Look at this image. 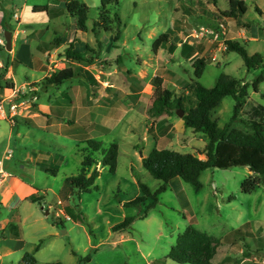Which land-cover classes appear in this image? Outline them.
<instances>
[{
    "label": "rangeland",
    "instance_id": "1",
    "mask_svg": "<svg viewBox=\"0 0 264 264\" xmlns=\"http://www.w3.org/2000/svg\"><path fill=\"white\" fill-rule=\"evenodd\" d=\"M79 1L89 7L84 25L59 0H0L6 31L26 32V39L24 34L19 36L17 49L24 42L29 45L26 52L35 68L26 67L24 54L17 49L14 62L6 43L0 46V103L7 112L6 118L0 116V161L5 171L44 192L41 204L23 206L27 216L23 246L14 249L11 240L2 242V253L11 254L1 263L22 264L29 253L37 264H178L167 257L179 236L193 225L212 237H224L220 245L232 244L230 249L237 255L234 263L264 264V185L251 194L242 191L248 168L208 169L200 177L201 188L175 178L147 218L141 215L152 200L140 207L126 206L143 195L139 182L152 191L163 186L142 161L155 148L206 158L204 134L186 129L177 111L160 116L153 111L156 76L163 78L166 89L182 97L193 80L213 88L222 75H230L250 84L251 101L264 105V85L261 94L252 88L264 66L248 71L243 59L223 46L228 40L243 44L252 37L251 43L243 45L250 55L260 53L264 59V42H254L253 37V31L255 35L264 31V0H244L248 10L240 18L242 23L226 20L227 36L218 41L198 32L202 27L218 28L219 10L229 9L228 0H119L108 17L118 15L120 22L112 24V31L98 33L93 28L103 11L102 0ZM44 5L50 7L48 12L33 13L34 6ZM162 35L176 45L174 51L165 44L154 52L153 44ZM0 37L5 39L3 31ZM56 40L54 49L42 45ZM185 44L197 49L194 59L184 54ZM71 46L84 60L67 56ZM196 59L206 61L200 79L195 77ZM69 67L80 69L79 75L61 86H44L51 73ZM85 72L96 84L90 85ZM13 104L18 105L15 118L9 112ZM234 107V98L226 97L213 111L214 120L220 127L246 129L242 121L232 122ZM45 115L54 118L47 130L40 125ZM87 140L119 145L116 172L99 165L101 174L91 191L68 190V179L82 168ZM8 153L11 157L6 161ZM39 154L55 176L36 167L37 161H25ZM30 166L36 169L33 175L27 170ZM60 212L64 215L58 217ZM8 215L7 205L1 207L0 223ZM129 217L137 218L129 228L113 230ZM9 230L15 233L16 229L10 226ZM219 255L222 259L225 251ZM87 256L89 262L84 261Z\"/></svg>",
    "mask_w": 264,
    "mask_h": 264
},
{
    "label": "trees",
    "instance_id": "2",
    "mask_svg": "<svg viewBox=\"0 0 264 264\" xmlns=\"http://www.w3.org/2000/svg\"><path fill=\"white\" fill-rule=\"evenodd\" d=\"M65 4L66 11L73 17L78 18L81 24H85L88 20L89 7L79 0H59ZM215 2L218 0H214ZM229 9L226 11L219 10L221 16L217 19L224 23L227 19H235L239 24L240 20L247 13V6L244 0H228ZM119 4V0H102V9L100 20L94 22L93 32L104 29L106 32L112 31V24L120 22L118 15L114 19H110V7ZM49 7L35 6L34 13L48 12ZM83 30H86L84 28ZM120 34V31L118 30ZM119 35L116 36V40ZM59 41L48 44H42L44 47L54 49L58 46ZM165 44H169L170 50L174 51L176 45L170 42L168 35H162L153 44V50L157 53ZM184 54L189 59H194L197 49L185 44ZM226 47L229 53L238 54L244 61L248 71L262 70L264 59L260 53L250 55L245 45L239 41L228 40ZM67 56L76 60H84L82 54L74 52L73 46L68 49ZM196 70L195 77L200 79L206 67L204 59H196L193 61ZM80 69L66 68L58 72L51 73L50 77L44 81V86H61L65 82L73 80L78 76ZM82 74V73H81ZM83 76L90 83L96 84L95 78L85 72ZM264 83V72L261 71L252 82V88L255 93H260V87ZM154 92V109L157 116L166 112H176L182 110L185 115L182 118L186 129H192L196 133L204 134L208 141L205 146V159L191 153H181L170 149L155 148L150 154L143 158V165L156 180L162 181L164 184L158 190L152 191L147 185L139 182V186L143 195L135 200L126 203V206L146 205L147 201L152 202L147 205V209L141 218H147L150 212L159 203V196L166 192L167 184L175 178H181L186 183L192 184L196 188H201L202 183L200 177L202 173L208 169L228 170L236 167L248 168L251 175L245 179L242 184V191L245 194H251L260 186L264 185V105L252 102L249 97L250 84L240 81L230 75H222L216 86L207 88L193 80L187 87L185 96H176L172 91L164 87V80L160 76L153 79ZM226 97H233L235 107L233 109L232 122L240 120L244 123L246 129L230 128V125L220 127L213 118V111L220 106ZM86 148L82 154L80 173L68 179L70 189H78L83 192L91 191L100 177V171L97 169L99 165L108 168L112 173L116 172L119 145L110 143L105 145L94 140L84 142ZM51 172L54 176L55 173ZM44 197L38 193L32 195L29 200L33 203L43 201ZM70 208L67 209L68 215ZM136 217L125 218L119 225L113 228L114 231H123L129 228L135 221ZM13 228L18 230L15 235L20 237L19 228L12 224ZM221 244V240L208 235L195 228L189 226L187 230L179 236L177 245L172 249L168 259L179 264H211L217 252V246ZM40 247V245H39ZM37 247V248H39ZM90 256L84 261L89 262ZM22 264H37L34 256L27 253L23 258ZM61 264V263H57Z\"/></svg>",
    "mask_w": 264,
    "mask_h": 264
},
{
    "label": "crops",
    "instance_id": "3",
    "mask_svg": "<svg viewBox=\"0 0 264 264\" xmlns=\"http://www.w3.org/2000/svg\"><path fill=\"white\" fill-rule=\"evenodd\" d=\"M51 3H53V2H51ZM49 10H50V7H49ZM14 15H15V18H17V19L20 18L17 13H15ZM5 28H6L5 17L4 16L1 17V15H0V33H2V31H3V34H5L6 32L12 33V50L10 51L11 53H9V56H10V59L12 61L16 62V58H17L16 49L18 48L17 44H18L19 36L21 34H24L25 36L23 37V39H26V32L25 31L21 32L18 30H15L16 32L15 31H6L7 28L6 29ZM242 29L244 30V28H242ZM33 31L34 30H32V32ZM253 32H254L253 37L256 38V41H254V42H259V43L264 42V31H263L262 35L260 33L255 35V31H253ZM252 39H253L252 37H250V39H249V37L246 38L245 42L243 41V44L251 43V41H253ZM27 48L29 49L30 47L26 42H24V45H22L19 49H17V51L24 54L23 60L26 62L25 63L26 67L28 65L32 70H34L35 68L33 67L32 58L30 59V53H29V51L26 52ZM42 68H43L42 71H46V68H44V67H42ZM263 85H264V83L260 87V93H255V94H261L262 93V86ZM262 97L264 98V95ZM252 102H256V101L252 100ZM51 122L54 123V118L52 119L50 116L45 115L44 121L40 120V125H42V124L46 125L45 127H43V129L47 130L48 129L47 126ZM69 123L70 122H68V124ZM49 126L53 127L52 124ZM66 131H67L66 129H63V133ZM42 159H43L42 156L39 154V155L33 157V159L27 157L25 159V161H29V162H31V164L33 161H37L36 167H39V168L41 167V169H43V171H45L47 174H52L51 172H49V171H52L51 168L45 167L44 166L45 160H42ZM6 161H9V160H6ZM3 163H4L3 160L0 161V167L2 168V171H0V209H1V207L7 205L9 215H8L6 220H4L2 223H0V264H3L1 262H2V259L4 256L11 254V253H8V254L4 255L2 253V251H1L2 242H7V241L11 240L12 242L15 243V247L13 245L14 249H20V247L23 246V244H22V246H20V244L24 240V238H23L24 233L22 230L23 229L22 225L24 223V220L27 218V216H24L23 206L27 205V203H29L31 205L32 204L33 205L38 204V203H33L31 200H29V198L36 193H38L39 196H44V192H42V190H39L38 188H35L33 184H30V182H27L26 180L19 178L18 176L13 175L11 172L5 171L3 168ZM27 170L29 172H32V175L36 171V169L33 167H31L29 169L27 168ZM250 175H251V172L249 171V176ZM68 190H71V189L69 188ZM5 193L7 194V196L4 195V198H3V194H5ZM42 210H43V207H42ZM47 212H46V215H49V212H48V214H47ZM38 218L39 217H37V220H38ZM15 221H17L16 225L19 228V233H20L19 238H16V236H15L18 233V230H15V233H13L11 230H9V227L12 226V224H14ZM214 238H216V237H214ZM223 238L224 237L216 238V239L222 240ZM122 240H124V239H122ZM220 246L221 247L218 249V252L215 255V257L213 258L211 264H238V263H234L236 258H237V255L235 252H233L230 249L232 244L224 243ZM221 251H225V255L222 257V259L219 258V256H220L219 252H221ZM23 258H22V261H23ZM152 264H156V263H152ZM240 264H244V263H240ZM253 264H257V263H253Z\"/></svg>",
    "mask_w": 264,
    "mask_h": 264
},
{
    "label": "built area",
    "instance_id": "4",
    "mask_svg": "<svg viewBox=\"0 0 264 264\" xmlns=\"http://www.w3.org/2000/svg\"><path fill=\"white\" fill-rule=\"evenodd\" d=\"M198 34H200L203 37L204 36H211L216 41L224 40L227 36V27L224 23H220V25L218 26L217 29H208V28L202 27L199 29ZM5 43H6L5 39L0 37V46L4 47ZM223 46H224V48L227 49V47L224 43H223ZM9 112H10L11 116H13V118L18 116V105L13 104L12 107H9ZM0 116L3 118H6V116H7L6 107H4V105L1 103H0ZM13 124H14V122H13ZM10 157H11V153H8V156H6V160H9ZM0 171H2L1 167H0ZM61 214H63V212L58 213L57 216L60 217ZM66 219L68 221L71 220V218L69 216H66Z\"/></svg>",
    "mask_w": 264,
    "mask_h": 264
},
{
    "label": "water",
    "instance_id": "5",
    "mask_svg": "<svg viewBox=\"0 0 264 264\" xmlns=\"http://www.w3.org/2000/svg\"><path fill=\"white\" fill-rule=\"evenodd\" d=\"M5 41H6V50L10 52L12 50V33L11 32L5 33ZM177 115L180 118H183L185 113L182 110H178ZM47 214H48V212H47ZM64 233H66V231H64Z\"/></svg>",
    "mask_w": 264,
    "mask_h": 264
}]
</instances>
